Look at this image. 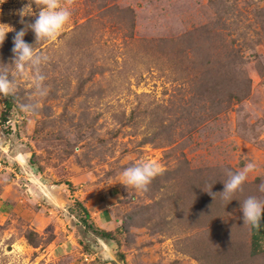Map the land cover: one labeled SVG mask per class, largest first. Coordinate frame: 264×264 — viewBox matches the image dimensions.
Segmentation results:
<instances>
[{"label":"rangeland","instance_id":"obj_1","mask_svg":"<svg viewBox=\"0 0 264 264\" xmlns=\"http://www.w3.org/2000/svg\"><path fill=\"white\" fill-rule=\"evenodd\" d=\"M28 4L0 0V24L33 23L34 3L20 23ZM71 11L56 40L24 37L49 57L48 95L17 74L9 111L0 96V264H264L241 211L264 200V0H75ZM15 31L0 46L9 73ZM141 160L164 169L147 192L123 184ZM248 162L244 191L225 200V169ZM76 200L119 240L88 231Z\"/></svg>","mask_w":264,"mask_h":264},{"label":"clouds","instance_id":"obj_2","mask_svg":"<svg viewBox=\"0 0 264 264\" xmlns=\"http://www.w3.org/2000/svg\"><path fill=\"white\" fill-rule=\"evenodd\" d=\"M33 3L39 8V13L35 21L26 24L24 29L15 31L8 25L0 24V46L5 42L7 34L15 31L12 49L14 58L11 63L14 65L15 71L9 73L7 65L0 69V96L8 97L17 94V74L31 79L36 96L46 97L48 95L49 89L45 84L47 77L43 73V67L49 62V57L37 51L34 45L42 40H56L64 32L71 22V8L75 4V0H29V4L19 12L20 23H25L24 17L28 16L26 10L31 9ZM29 29L35 34V44H29L24 39ZM21 108L25 112L34 111L30 104H22ZM255 167L253 162H248L240 171L225 169L227 179L222 181L224 190L219 192L225 200L231 202L237 192L242 193L244 191L243 186L247 181L248 173L253 171ZM163 172L164 169L159 163L141 160L123 170V184L127 188L132 187L137 191L147 192L153 180L162 175ZM212 188L213 185L210 184L206 192L215 199L217 193L213 192ZM260 191L264 192V183H261ZM241 211L244 224L257 229L261 227V222L264 221V200L255 196H248L241 203Z\"/></svg>","mask_w":264,"mask_h":264},{"label":"trees","instance_id":"obj_3","mask_svg":"<svg viewBox=\"0 0 264 264\" xmlns=\"http://www.w3.org/2000/svg\"><path fill=\"white\" fill-rule=\"evenodd\" d=\"M8 100V105H7V109L5 111H9L11 106H12V100H13V96H8L7 97ZM207 195V194H206ZM75 204L78 205V207L81 210V221L82 223H84L83 225H86V228L88 231H90L91 233L103 238V239H116L119 240L118 235L116 234L117 230L118 231H122V229H117L115 231H110V230H106V229H102L100 227H98L91 219V213L89 211V209L83 205L80 201L76 200ZM218 204L219 202L214 206V208L216 210H218ZM250 226V225H249ZM253 228L252 226H250V250L253 254H257V253H263L264 252V247L261 246V243L259 242V240H256L254 237V233H253ZM228 245L230 247H232L233 244L228 243ZM121 256L123 257V254H121ZM124 258V257H123Z\"/></svg>","mask_w":264,"mask_h":264},{"label":"crops","instance_id":"obj_4","mask_svg":"<svg viewBox=\"0 0 264 264\" xmlns=\"http://www.w3.org/2000/svg\"><path fill=\"white\" fill-rule=\"evenodd\" d=\"M254 237L256 240H259L261 246L264 247V221L261 222V227L259 229L252 227Z\"/></svg>","mask_w":264,"mask_h":264},{"label":"built area","instance_id":"obj_5","mask_svg":"<svg viewBox=\"0 0 264 264\" xmlns=\"http://www.w3.org/2000/svg\"><path fill=\"white\" fill-rule=\"evenodd\" d=\"M6 169H8V167H7L6 163H5V161H3V159L0 157V175Z\"/></svg>","mask_w":264,"mask_h":264}]
</instances>
